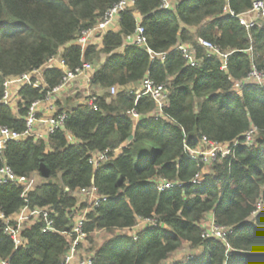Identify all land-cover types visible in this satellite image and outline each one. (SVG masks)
Listing matches in <instances>:
<instances>
[{
  "label": "trees",
  "instance_id": "16d2710c",
  "mask_svg": "<svg viewBox=\"0 0 264 264\" xmlns=\"http://www.w3.org/2000/svg\"><path fill=\"white\" fill-rule=\"evenodd\" d=\"M121 1L0 0V101L9 78L42 68L60 51L69 71L93 67L88 96L60 95L62 129L46 140L10 142L0 152V169L36 180L26 193L0 182V212L9 218L25 207L46 209L54 229L43 232L44 217L25 223L16 249L0 220V261L62 264L83 217L86 238L77 249L93 264H167L185 245L191 254L174 264H264V87L247 80L255 69L264 73V25L247 29L239 20L264 0H173V10L163 9V0H134L117 26L83 51L76 44L82 33L101 25ZM138 22L152 54L132 44ZM200 41L231 53L225 70ZM180 46L194 50L195 67ZM63 78L62 70L48 69L46 89L22 87L17 111L0 105V126L24 132L31 104ZM145 80L166 88L160 115L150 96L128 94ZM132 111L142 119L135 121ZM252 129L257 133L247 144L243 136ZM203 137L239 144L207 166L187 154ZM102 153L106 161L91 164ZM161 181L177 186L160 192ZM92 188L98 205L82 194ZM211 219L232 229L226 242L203 238ZM139 222L144 229L125 233ZM100 232L112 237L98 245Z\"/></svg>",
  "mask_w": 264,
  "mask_h": 264
},
{
  "label": "built area",
  "instance_id": "2783aa9c",
  "mask_svg": "<svg viewBox=\"0 0 264 264\" xmlns=\"http://www.w3.org/2000/svg\"><path fill=\"white\" fill-rule=\"evenodd\" d=\"M133 3L134 0H123L115 5L105 16L103 23L92 30L83 32L81 37L77 40L76 44L80 46L84 51L94 41L98 34L102 35L105 32L114 29L117 26L119 14L132 6ZM162 8L165 10H173V0H163ZM225 12L230 13V15L234 17V15L227 9L225 10ZM137 18H139L138 15ZM262 19H264L263 1H255L253 3L252 10L249 13L239 17L241 24L244 25L247 29L255 25H259ZM200 43L209 55L217 56L221 61H223L222 69L225 70L227 67L228 58L231 53L220 51L219 48H217L210 42L200 41ZM132 44L145 47L147 48L148 52L152 54L147 47V40L144 37V29L140 25V23L137 25V29L132 38ZM179 49L184 54V58L187 60L188 64L191 67H195L197 64V60L194 50L188 46H180ZM160 58L164 60L166 56L162 55L160 56ZM55 68L64 72V78L58 87L47 92L44 100L36 101L31 104L27 116L24 118L26 123V130L22 133H19L7 127L0 126V152H3L10 142H20L29 138H33L35 140H46L51 134L55 133V131L64 127L66 114L59 112V109L57 107L58 99L72 82L85 76L87 78V83H89L90 78H88L87 76L90 72H92L93 67L91 66V64L85 63L82 68H79L73 72L69 71L63 60L62 51H60L55 57L49 59L42 68L21 75L19 77L9 78L4 84L5 94L0 101V105L8 106L13 111H17L19 101L18 93L21 88L26 85H33L36 88L46 89L44 83V72L48 69ZM247 80L264 87V73L259 72L256 69L253 70ZM117 92L118 89L116 87H112L110 89L111 94H116ZM134 93L138 97L143 95L150 96L157 104L158 115L162 113V109L167 102V91L164 85H155L152 81L145 80L140 85L138 90L134 89L133 87H130L128 89L129 95H133ZM93 101L94 100H91L90 103L93 104ZM130 115L135 121L142 119V117L134 111H132ZM256 133V129H252L251 131L247 132L243 136V138L245 139V143H253ZM238 144L239 141H235L233 146H230L229 144H218L210 142L207 140V138L203 137L201 146L197 149L187 148V154L193 161L202 162L208 166L212 162L216 161L219 156L226 157L231 155L233 148L238 146ZM106 159L107 154L102 153L94 155L90 162L91 164L98 165L100 162L106 161ZM0 182L17 184L20 187L24 188L25 193L32 189L36 184L35 177H17L8 166H4L0 169ZM193 182L200 183V177H197ZM158 185V189L160 192L177 186L176 184H172L166 181H161ZM82 194L88 196L91 202H94L96 205H98L101 201L100 197L96 195L95 188H92L90 190H83ZM261 208L262 206L261 204H259L257 213L261 210ZM41 217H44V219L46 220V227L44 228L43 232L46 233L54 231L52 221L48 220L49 212L46 209L30 210L28 209V207H25L15 217L9 218H7L3 213L0 212V220L4 221L5 233L13 240L16 249H18V247L22 244L21 231L25 223L37 221ZM83 220L84 218H81L76 223L75 233L77 234V239L73 242L71 251L62 264H93L91 259H81L78 257V244L84 242L86 238V235L82 231ZM231 233L232 229L219 227L214 223L213 220H211L204 227L203 238H216L218 240L226 242L227 236ZM261 256L264 258V252L261 253ZM0 264L10 263L8 261H0Z\"/></svg>",
  "mask_w": 264,
  "mask_h": 264
},
{
  "label": "rangeland",
  "instance_id": "374dc122",
  "mask_svg": "<svg viewBox=\"0 0 264 264\" xmlns=\"http://www.w3.org/2000/svg\"><path fill=\"white\" fill-rule=\"evenodd\" d=\"M261 23L264 25V21L261 20ZM99 34L96 36V38L94 39V43L99 42ZM87 78L84 76L74 82H72L68 88L66 89V95L64 96V100L67 99L69 96H73L75 97L78 93H81L82 96H80V100L82 98H85L86 96L89 95V86L88 83L86 82ZM37 180H39L37 178ZM83 218V217H82ZM146 226L145 223L139 222V224L137 225V227L134 230H130V231H125V233L130 234V235H136L137 232H140V230L144 229V227ZM112 237V234H108L106 232H100L96 235V242L98 245L103 244L105 241L109 240ZM85 246H87V244H85ZM89 248V245H88ZM82 253H84V250H82L81 252H79L78 257L81 259H84L81 257ZM191 254V251L189 249V246L185 245L183 247V249L181 251H179L178 253H176L172 259L170 260V262H168L167 264H174V262L176 261H186V257H188V255ZM173 262V263H172Z\"/></svg>",
  "mask_w": 264,
  "mask_h": 264
},
{
  "label": "crops",
  "instance_id": "0c3cea01",
  "mask_svg": "<svg viewBox=\"0 0 264 264\" xmlns=\"http://www.w3.org/2000/svg\"><path fill=\"white\" fill-rule=\"evenodd\" d=\"M262 21H264V19H262ZM259 25H263L262 23H261V21H260V23H259ZM101 38V35H99V39ZM101 40V39H100ZM88 78H90L91 77V72L88 74V76H87ZM86 82H87V80H86ZM140 87V86H139ZM139 87H135V88H137V90H138V88ZM212 220V219H211Z\"/></svg>",
  "mask_w": 264,
  "mask_h": 264
}]
</instances>
